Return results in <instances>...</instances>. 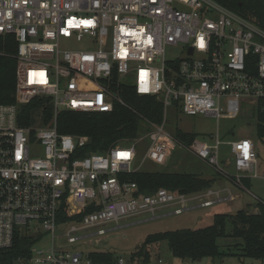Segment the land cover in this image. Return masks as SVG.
Instances as JSON below:
<instances>
[{
    "label": "built area",
    "instance_id": "1",
    "mask_svg": "<svg viewBox=\"0 0 264 264\" xmlns=\"http://www.w3.org/2000/svg\"><path fill=\"white\" fill-rule=\"evenodd\" d=\"M4 36L14 38L16 68L14 103L0 105V253L16 234L39 235V243L50 239L48 247L33 246L29 259L15 264H91L67 247L103 236L112 222L154 218L165 207L181 215L191 201L210 207L212 196L221 201L210 190L138 193L134 182L121 180L138 171L132 169L136 139L127 147L74 157L88 139L59 134L56 118L62 111L110 113L116 103L123 105L120 86L131 85L137 95L155 97L163 106L162 124H145L151 130L140 166L146 160L166 166L177 142L164 129L167 107L187 116L233 120L241 104L264 100L262 29L213 0H0ZM42 97L52 105L51 122L20 126L19 106ZM220 145L217 136L212 142L195 139L187 150L221 171ZM226 145L237 173L234 183L249 174L257 178L253 141ZM63 206L67 217L91 209L79 221L58 222Z\"/></svg>",
    "mask_w": 264,
    "mask_h": 264
},
{
    "label": "trees",
    "instance_id": "2",
    "mask_svg": "<svg viewBox=\"0 0 264 264\" xmlns=\"http://www.w3.org/2000/svg\"><path fill=\"white\" fill-rule=\"evenodd\" d=\"M246 21L264 31V0H213ZM16 44L13 36L0 37V105L14 103ZM119 98L110 113H75L62 111L56 118L59 134L83 136L88 142L75 156L89 153H103L118 144L131 143L137 139L144 124L161 125L163 106L155 97L137 95L131 85H121ZM257 138L264 141V100H258L254 107ZM41 117V124L48 125L53 118L49 99L35 98L18 108V124L32 126ZM175 140L185 146L197 139L195 134L176 131ZM123 181L134 182L138 193L150 194L164 188L184 195L210 189L215 181L190 173H164L136 171L121 177ZM233 180V179H232ZM234 181V180H233ZM245 187L247 179L240 181ZM257 213L239 210L234 214H216L212 223L201 229H180L160 232L145 237L140 247L131 254L130 262L149 264L153 262L147 246L166 242L171 257L182 263L209 260L211 264L221 263L225 258H236L239 264L264 260V201L256 203ZM91 208H86L74 217L65 215V206L58 214V222L80 220ZM238 240L233 245L220 247L219 240ZM39 243L38 236L15 235L12 246L0 253V264H15L27 260L31 248ZM91 264H115L119 259L108 252L87 251L84 255ZM243 260L248 261L244 263ZM158 261V260H155ZM199 261V262H198Z\"/></svg>",
    "mask_w": 264,
    "mask_h": 264
},
{
    "label": "rangeland",
    "instance_id": "3",
    "mask_svg": "<svg viewBox=\"0 0 264 264\" xmlns=\"http://www.w3.org/2000/svg\"><path fill=\"white\" fill-rule=\"evenodd\" d=\"M176 53L168 57H173ZM127 80L130 84L133 83V75H129ZM249 105V106H248ZM241 104L239 115L233 120H216L215 118L204 116H187L180 110H175L173 106H169L165 111L167 123L164 129L173 135L176 131L195 134L199 141L212 142L217 136L221 142L219 146L220 156L218 159V167L221 171L216 170L205 164L203 161L196 158L187 150L182 142L177 141L175 149L166 166H159L144 161L140 163L145 155L148 139L146 133L151 128L144 124L139 137L134 141L136 149V160L133 163L132 169H138L143 172H164V173H190L204 179H213L216 187L195 193L194 195H204L207 191L215 192L218 190L221 201H216V197L212 196L209 199L213 201L210 207H202L200 203L203 200L191 201L187 205V210L181 215H172L174 207H165L156 210L153 214L141 215L135 218L123 219L117 223H109L105 225L104 235L91 237L85 243H78L67 247L70 252H80L83 256L87 251H98L111 253L117 262V259L122 260L123 264H138V262H130V256L135 252L145 237L160 232L175 231L180 229H201L209 226L212 223L213 216L216 214H234L239 210H244L247 213H257L256 203L264 201V141L257 138L256 120L254 117L253 104ZM33 126L42 127L41 117L37 118ZM47 126V125H45ZM248 138L253 141L257 159V178L248 175L247 184L245 187L240 184H235L232 179L237 175L233 167L229 147L227 142ZM140 140V141H137ZM131 143H123L120 146H129ZM227 188V189H223ZM229 189V190H228ZM232 197L229 199V193ZM203 199V198H201ZM87 231H83V234ZM99 239V243L94 240ZM49 238L43 239L37 248L46 249L48 247ZM238 240L223 239L219 240L220 247L233 245ZM64 244L65 239L56 242V245ZM151 255L153 262L155 260L164 262L165 264H207L206 260L197 262H184L175 260L171 257L166 242L152 244L146 247ZM244 263L248 261L243 260ZM236 258H225L221 263L217 264H239ZM119 263V261H118ZM115 263V264H118ZM243 264V263H242Z\"/></svg>",
    "mask_w": 264,
    "mask_h": 264
},
{
    "label": "crops",
    "instance_id": "4",
    "mask_svg": "<svg viewBox=\"0 0 264 264\" xmlns=\"http://www.w3.org/2000/svg\"><path fill=\"white\" fill-rule=\"evenodd\" d=\"M167 163H168V162H167ZM215 187H216V184H214V185L210 188V190H211V189H214ZM223 189L225 190V189H227V188H223ZM228 190H229V189H228ZM215 192H218V190H216ZM228 193H230V192L228 191ZM206 261H207V263H210L209 260H206Z\"/></svg>",
    "mask_w": 264,
    "mask_h": 264
},
{
    "label": "water",
    "instance_id": "5",
    "mask_svg": "<svg viewBox=\"0 0 264 264\" xmlns=\"http://www.w3.org/2000/svg\"><path fill=\"white\" fill-rule=\"evenodd\" d=\"M190 52H191V50H190ZM185 262H187V261H185ZM199 262V261H198Z\"/></svg>",
    "mask_w": 264,
    "mask_h": 264
}]
</instances>
